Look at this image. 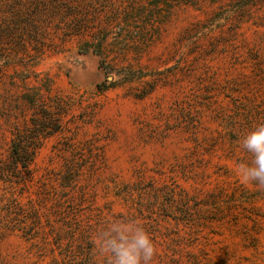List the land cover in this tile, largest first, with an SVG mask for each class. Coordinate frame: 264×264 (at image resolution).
<instances>
[{"label":"rangeland","instance_id":"374dc122","mask_svg":"<svg viewBox=\"0 0 264 264\" xmlns=\"http://www.w3.org/2000/svg\"><path fill=\"white\" fill-rule=\"evenodd\" d=\"M259 122L264 0H0V264H104L79 237L118 217L152 264H264V188L236 174ZM165 185L218 203L144 218Z\"/></svg>","mask_w":264,"mask_h":264},{"label":"clouds","instance_id":"9594fccd","mask_svg":"<svg viewBox=\"0 0 264 264\" xmlns=\"http://www.w3.org/2000/svg\"><path fill=\"white\" fill-rule=\"evenodd\" d=\"M250 161H237L236 174L244 184L264 188V122L255 124L239 141ZM96 254L104 264H152L157 249L151 234L133 217L105 221L93 236Z\"/></svg>","mask_w":264,"mask_h":264},{"label":"trees","instance_id":"16d2710c","mask_svg":"<svg viewBox=\"0 0 264 264\" xmlns=\"http://www.w3.org/2000/svg\"><path fill=\"white\" fill-rule=\"evenodd\" d=\"M32 161L31 160H19L16 158V161L14 163L21 164V167L26 171L28 170V167ZM5 169L0 166V173L2 175H5ZM128 189V188H127ZM152 198L153 201L150 203L151 207L146 206L142 201L140 200L138 202L140 208V213L144 216V218L152 217L154 213V208H158V204H160V210L163 212L162 215L167 217H173L175 220L185 223H193L192 218V210L193 209H199V206H213L216 205L218 202V197L215 194H212L211 197L213 199L212 202H201L203 200H198L197 196H191L188 192L185 191H177L175 188H171L167 185L163 186L162 188H152ZM130 193V192H127ZM225 210H229V208H226ZM220 212H224V209H220ZM144 212H148V216L144 214ZM197 214V213H196ZM225 218V217H224ZM212 220L216 219L214 217L211 218ZM79 228H81V225L79 224ZM89 235L86 230H83L80 234L79 240L81 241V244H83V241L86 240L87 243H93L92 241H89L91 239V236ZM74 241H77L78 238L71 237ZM70 247L71 243L69 242ZM72 248V247H71ZM79 248H81V245H79Z\"/></svg>","mask_w":264,"mask_h":264}]
</instances>
